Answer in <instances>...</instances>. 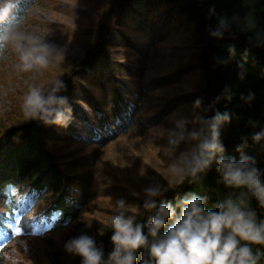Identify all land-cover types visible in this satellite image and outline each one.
I'll list each match as a JSON object with an SVG mask.
<instances>
[{
	"label": "trees",
	"instance_id": "1",
	"mask_svg": "<svg viewBox=\"0 0 264 264\" xmlns=\"http://www.w3.org/2000/svg\"><path fill=\"white\" fill-rule=\"evenodd\" d=\"M134 3L139 5V10L135 12ZM136 12L140 15L137 16ZM150 12L158 13V17L163 16V21L158 23L159 18L149 21ZM127 13L137 17L135 29L136 33L141 35L151 33V36H155L156 32L149 29L155 26L161 30L158 33L166 28L171 32L174 27L182 34L186 33L192 54L186 62L179 63L174 71L157 78L153 83L143 81L144 68L133 72L125 65L124 69L129 72L128 77L133 78L142 72L140 76L142 85H139L140 93L137 99L122 95V85L121 87L118 85L119 89L114 86L108 98L105 97L104 100L95 98L93 109L96 112L94 111L92 121L83 117L85 122L80 124L79 133L71 135L70 140H66L86 139L87 143L93 142L97 147L106 145L119 133L135 124L132 119L139 110L137 102L148 92L169 86L184 75L196 71L197 81L194 90L186 94L185 99L187 98L189 102L198 98L203 99L205 118L213 116L217 111L229 114L230 119L221 123L219 128V140L224 148L223 155L236 159H239L241 154L248 155L254 158L258 168L264 170V139L258 143L252 140L254 133L264 129V0H112L102 15L103 19L96 33L97 38L86 44L84 58L77 65L80 68V76H76L72 68L71 74L67 75L69 78L65 81L66 87L58 93L67 98V107L71 108L72 114L77 112L76 97L72 94L77 90L75 82L85 81L82 76L89 77L84 72L85 69H89L92 75L96 74V69L101 70V75L107 72L106 34L113 35L115 25L119 22L118 18L122 20ZM222 19H225V22L220 24ZM217 31L220 33L218 36L212 35ZM169 36L170 33H166L163 40ZM110 37L111 35L109 39ZM163 40L160 39L158 42L161 43ZM147 48L141 53L146 64L152 51ZM116 65L123 67L122 63L115 64L111 61L108 73L112 76H117L116 70L120 71ZM106 81L111 83L110 80ZM111 87L112 84L108 89ZM250 93L254 94V98L249 101L247 97ZM180 100L181 98H178L173 101ZM183 101L185 102L184 98ZM129 109L132 110L131 115ZM167 113L168 107L157 115L155 124ZM56 126L57 124L45 125L38 120H27L0 131V244L12 240L19 220L27 216L31 209L40 206L43 208L40 215L29 227L24 226L23 230L27 232L25 234L34 235L39 232L46 234L44 237L48 243L52 242L50 236L54 232L66 230L64 242L54 248L50 256L51 264H62L64 258H70L73 264H80L81 258L67 252L64 245L70 238L82 233L95 239L97 246L103 248L106 258L113 247L110 241L113 229L110 222L100 227H91L80 219L90 190L87 184L75 188V182L80 178L68 175L54 153L46 147L48 141L55 139ZM82 180L90 184V178L83 177ZM218 180L219 172L216 160L213 159L211 165L198 174L197 180L189 182L186 179L183 184L175 186L157 199V205L160 202H170L175 206L180 198L195 193L207 197L204 204L206 209H215L217 202L227 193L239 191L226 188ZM19 185L29 186L30 193L23 205L16 207L9 195H5L3 191L7 187ZM81 188L84 192L78 194ZM249 207L255 210L258 219H264V208L259 207L255 199L249 201ZM154 214L155 209H144L136 220L145 226L143 228L145 233L146 225ZM171 223L169 219L161 232L166 231ZM38 225L39 228L36 229ZM151 239L149 237V240ZM251 247L254 252L260 250L259 264H264V245ZM136 257L135 264H140L142 259L148 258L147 249H137Z\"/></svg>",
	"mask_w": 264,
	"mask_h": 264
},
{
	"label": "rangeland",
	"instance_id": "2",
	"mask_svg": "<svg viewBox=\"0 0 264 264\" xmlns=\"http://www.w3.org/2000/svg\"><path fill=\"white\" fill-rule=\"evenodd\" d=\"M110 2L112 0H17L16 11L22 16L21 29L26 33L44 37L46 41L56 45L63 51L64 59H53L46 68L36 67L30 71H21L16 67L19 62L18 54L12 45L0 49V131L5 127L27 121L21 105L29 85L46 88L58 76L65 83L72 68L74 74L80 76V68L77 65L84 58L86 44L97 38L96 33L103 19L102 15L109 8ZM153 3L154 1L151 2ZM134 5L135 12L139 10V5L135 3ZM150 13L149 21L158 18L160 19L158 23L163 21V16L158 17V13ZM135 14L140 15L137 12ZM135 20L137 17L127 13L122 20L118 18L119 22L115 25L113 35L110 34V39V35L106 34L108 70L111 61L123 64V67L116 65V68L120 69L116 70L117 76H112L108 70L102 75L100 69H96L94 75L89 69L84 70L89 77L82 76L85 81L81 82L79 79L81 83L75 82L77 90L72 93L78 104L77 112L71 113V119L66 127L57 124L55 139L48 141L46 145L68 175L80 178L75 182V188H80L83 184L88 185L90 196L86 200L80 219L91 227L108 224L119 199H123L127 206L125 215H135L137 220L144 210L146 187L160 184L162 188H168V191L174 189L179 177L171 172L170 164L174 156L185 151L191 142L182 141L172 154L167 149V130L174 129L176 121L182 119L188 121L185 125L188 131L198 129L199 125L193 124L192 120L195 116L204 117L203 99L198 98L201 102L199 108L193 107L195 100L189 102L187 98L185 99L186 94L193 92L197 81L196 71H193L174 83L169 82L172 83L169 86L148 92L137 102L139 110L132 119L135 124L119 133L106 145L97 147L93 142L87 143L86 139H76L78 143L67 141L71 135L79 133L80 124L85 122L83 117L92 121L95 98L98 97L99 100L108 98L114 86L122 85V95L137 99L140 93L139 85H142L140 79L142 72L133 78L128 77L129 72L124 69L125 65L133 72L144 68L143 81L153 83L157 78L174 71L179 63L186 62L192 54L188 44L189 37L186 33L182 34L178 28L174 27L171 32L166 28L158 33L161 30H158L157 26L149 27L151 31L156 32L155 36L143 33L148 34L144 36L136 33ZM108 23L109 21L106 25ZM166 33H170V36L163 40ZM158 37L163 42L159 43ZM147 47L152 50L148 64L143 61L141 54ZM106 80H110L111 83ZM111 84L112 87L108 89ZM178 98L181 100L173 101ZM166 107L169 108V113L162 115L161 121L155 124L157 115ZM131 108L133 109V106ZM131 112L129 109V115ZM160 128L165 132L162 137L158 136ZM83 177L90 178V184L84 183ZM83 190L81 188L78 194H82ZM20 196L19 193H15V199ZM40 210L37 208L34 212ZM65 232L66 230H59L53 233L50 236L51 243L39 235H20L0 253V264H51L50 256L54 248L64 242ZM62 264L73 262L70 258H64Z\"/></svg>",
	"mask_w": 264,
	"mask_h": 264
},
{
	"label": "clouds",
	"instance_id": "3",
	"mask_svg": "<svg viewBox=\"0 0 264 264\" xmlns=\"http://www.w3.org/2000/svg\"><path fill=\"white\" fill-rule=\"evenodd\" d=\"M16 8L17 0H0V49L12 45L18 54L16 67L30 71L36 67L46 68L53 59L63 60L64 53L56 45L21 29L22 16L17 14ZM224 22L225 19L220 20V24ZM219 34L218 31L212 33ZM65 87L60 76L46 88L29 85L21 105L24 117L45 125L66 127L71 119V108L67 107V98L58 94ZM253 98L252 93L247 97L249 101ZM200 103L199 99L195 100L193 107L199 108ZM229 119L227 112L219 111L208 118L195 116L192 123L199 128L191 131L185 128L187 120L176 121L175 128L167 130V149L173 154L182 141L191 142L170 164L171 172L179 177L176 186L186 179L197 180L198 174L215 159L218 182L238 192L227 193L215 209H206L207 197L195 193L180 198L175 206L170 202L157 205L153 198L163 196L168 188L160 184L146 187L143 208L155 209L146 225L147 233L135 215H125L127 206L119 199L110 219L113 247L106 258L95 239L83 233L66 241L65 250L78 255L80 264H135L136 250L141 248L147 249L148 258L142 259L140 264H259L260 250L254 252L251 245H264V219L257 218L249 201L255 199L258 206L264 208V170L248 155L241 154L239 159L223 155L219 128ZM164 135L160 128L158 136ZM262 139L264 129L252 136L255 143ZM169 219L172 223L161 232Z\"/></svg>",
	"mask_w": 264,
	"mask_h": 264
}]
</instances>
